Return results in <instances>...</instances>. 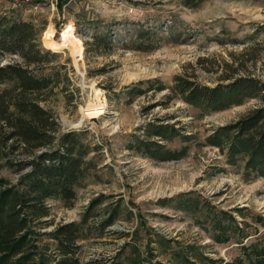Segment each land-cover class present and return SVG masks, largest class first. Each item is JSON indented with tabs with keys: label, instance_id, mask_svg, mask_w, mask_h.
Listing matches in <instances>:
<instances>
[{
	"label": "rangeland",
	"instance_id": "1",
	"mask_svg": "<svg viewBox=\"0 0 264 264\" xmlns=\"http://www.w3.org/2000/svg\"><path fill=\"white\" fill-rule=\"evenodd\" d=\"M2 14L34 22L42 30V45L58 52L62 62L70 59L79 93L71 101L58 94L46 105L62 131L87 129L89 140L101 148L98 177L78 189L73 207L48 200L51 217L56 223L79 220L99 194L108 197L100 207L121 197L122 207L134 213L124 211L104 233L92 224L78 249L80 264H130L131 259L142 264L250 263L249 248L264 247V176L248 179L243 168L226 163L218 148L198 143L259 102L201 116L167 95L177 75L194 73L212 84L225 72V61L237 59L247 60V68L264 79V0H205L196 8L181 0H68L62 7L58 0H0ZM141 29L153 50L137 48ZM96 35L107 38L98 52ZM108 45L111 49L102 51ZM140 81H150L141 86L147 92H126ZM161 85L166 89L158 91ZM156 117L194 133L187 156L159 161L127 148L128 135L143 134L142 126ZM181 145L179 139L168 143Z\"/></svg>",
	"mask_w": 264,
	"mask_h": 264
},
{
	"label": "trees",
	"instance_id": "2",
	"mask_svg": "<svg viewBox=\"0 0 264 264\" xmlns=\"http://www.w3.org/2000/svg\"><path fill=\"white\" fill-rule=\"evenodd\" d=\"M204 1L181 0L191 8ZM67 2L58 0V5ZM41 31L32 21L0 15V264H80L78 249L89 238L87 230L92 224L104 233L124 211L129 216L134 214L122 207L121 197L100 207L108 197L99 194L79 220L56 223L51 217L48 200L59 199L66 207H73L78 189L86 187L90 178L98 177L96 152L101 148L89 140L87 129L62 131L46 105L58 94L71 101L80 89L74 83L75 69L70 59L62 62L58 52L46 49ZM145 34V30H138L137 48L153 50ZM93 40L98 44L96 52L101 50L102 42H107L106 37L97 35ZM110 49L108 45L102 51ZM234 62L225 61V72L212 84L199 81L194 73L177 75L167 97L181 99L201 116L258 100L246 114L217 126L198 143L218 148L227 164L243 168L248 179L256 178L264 176V79L247 68V60ZM148 82L127 86L126 92L144 94L147 89L141 86ZM164 89V85L158 87V91ZM177 124L156 117L142 126L143 134L128 135L127 148L159 161L181 159L188 155L196 136ZM175 139L182 143L180 148L168 146ZM185 206L181 207L187 210ZM50 226L54 227L47 230ZM249 251L248 264H264V247L252 246ZM94 264L127 263L96 260ZM130 264L142 262L131 259ZM228 264L244 261L237 259Z\"/></svg>",
	"mask_w": 264,
	"mask_h": 264
},
{
	"label": "water",
	"instance_id": "3",
	"mask_svg": "<svg viewBox=\"0 0 264 264\" xmlns=\"http://www.w3.org/2000/svg\"><path fill=\"white\" fill-rule=\"evenodd\" d=\"M80 81L83 83V78H81ZM89 120L97 121V117H90Z\"/></svg>",
	"mask_w": 264,
	"mask_h": 264
}]
</instances>
